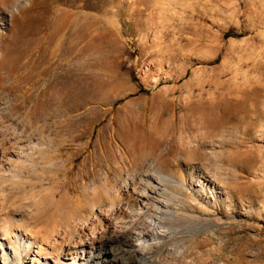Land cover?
I'll list each match as a JSON object with an SVG mask.
<instances>
[{"label":"rangeland","instance_id":"obj_1","mask_svg":"<svg viewBox=\"0 0 264 264\" xmlns=\"http://www.w3.org/2000/svg\"><path fill=\"white\" fill-rule=\"evenodd\" d=\"M0 128L1 164L23 174L1 213L29 229L60 242L68 220L71 238L87 225L109 238L111 204L126 207L129 181L168 158L188 180L217 173L194 203L204 231L140 254L121 226L101 253L264 264V0H0Z\"/></svg>","mask_w":264,"mask_h":264},{"label":"bare ground","instance_id":"obj_2","mask_svg":"<svg viewBox=\"0 0 264 264\" xmlns=\"http://www.w3.org/2000/svg\"><path fill=\"white\" fill-rule=\"evenodd\" d=\"M71 4H74V2H72ZM5 140H7L6 135L3 134L0 130L1 159L5 158L4 155H6V150L8 151V148L5 145ZM189 149H192V147ZM146 150L147 149H145V147L142 150V154L144 157L152 154H149L148 150ZM12 153H10L12 157L21 156V152H15L14 154ZM1 159L0 264H25V260H23L24 256H29L31 252H33L34 254L33 259L31 258L29 261L31 264H119L121 261L120 258L117 257L118 255H116L112 251H102L101 253V250L104 246H109L112 242L114 243L120 241L121 226L122 230L132 229L134 231L129 237V243L133 248H135L131 250L139 251L141 252L140 254H144L145 252L148 253L149 251L151 252V250L154 249L161 250L164 248V243H166L168 240H174L176 238H179L178 240H180V244L184 245L185 247L187 240L193 239L195 235L204 231L203 226L201 225L203 216L196 212L198 210V208L196 207L198 206L196 205L195 207L194 203H196L198 198L206 199V196H204L205 193L209 194V192L212 191V193L214 194L215 187L213 188L214 184L212 183L213 180L211 178L217 176V173H214L212 175L213 177L209 176L208 173L199 176L195 175V173L188 180L186 175H184L181 169H179V162L178 165H176L175 162L172 161V159L165 158V166H163L160 162L150 163V165L145 166L142 169L143 171L138 174L137 177L133 178L132 181H129V184L127 183L128 185L125 189L126 196L132 198V201L128 202L127 205L125 204L126 207L124 208L111 204L109 209L114 212V217L100 219V221L102 220L103 222H105V227H107L108 229L113 228L112 236H108L109 238H104L106 236L105 233V236L103 235L104 237L100 235L97 236L94 233L95 231L93 232V230L89 228L92 225H87V227H81L82 229L78 233V239L71 238L70 235L72 233L70 234V231L73 229L75 224H77L75 223L77 221L76 219V221L74 222L75 216L73 217L71 215V218L73 219V222L75 224H67L68 220L65 225L63 224L64 226L62 227V230L64 229V236L62 238V234L60 235L62 241L59 242L56 236L53 235V232H56V228L55 231L53 230V232L48 231L46 233H42L41 231H36L35 228L29 229L27 225L14 221V219H11L10 215L1 213V209L4 208L6 199L8 197V195L6 196L7 183L10 181H21L23 179V174L21 173L19 167H17L16 165H10L9 167H7L8 165H6L5 163V165L1 164ZM180 159L181 161L183 160L182 157H180ZM174 165L177 167L176 169H178L177 176L169 173L168 171H166L167 169H165L168 167L173 168L172 166ZM186 166L187 172H190L192 167L190 168L188 163L186 164ZM35 172V168H30V174ZM93 192H95L94 194H96L97 189H95ZM106 193L112 200L116 199V197L111 194V191H109V189ZM189 198L191 202L188 201ZM193 198L196 199L193 200ZM97 199L99 198L97 197ZM90 208L91 212L95 214V205L92 204ZM7 213H11L14 216V213L17 212L8 210ZM77 219H79V217ZM81 220L82 219H79V221ZM120 223L122 225H120ZM186 229H188L187 232L184 231ZM215 235L216 234L214 232H208L206 238L213 240L216 237ZM49 245H51V248H49ZM48 249L50 250V256H52L53 259H51V257L49 256ZM64 251H67V253H64ZM97 251H99L101 255L99 254L95 257L94 254ZM117 252L119 253V251ZM129 252L130 250H128V253ZM80 255H82V257L78 259ZM42 258H45V261H41ZM136 259H138V257Z\"/></svg>","mask_w":264,"mask_h":264}]
</instances>
